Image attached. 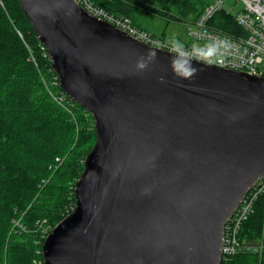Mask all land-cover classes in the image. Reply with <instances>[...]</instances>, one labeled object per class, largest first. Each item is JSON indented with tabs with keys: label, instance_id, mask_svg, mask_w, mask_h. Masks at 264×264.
I'll use <instances>...</instances> for the list:
<instances>
[{
	"label": "water",
	"instance_id": "95a60500",
	"mask_svg": "<svg viewBox=\"0 0 264 264\" xmlns=\"http://www.w3.org/2000/svg\"><path fill=\"white\" fill-rule=\"evenodd\" d=\"M18 2L95 130L43 264H220L226 223L264 177V77L194 60L178 79L168 50L75 0Z\"/></svg>",
	"mask_w": 264,
	"mask_h": 264
},
{
	"label": "trees",
	"instance_id": "16d2710c",
	"mask_svg": "<svg viewBox=\"0 0 264 264\" xmlns=\"http://www.w3.org/2000/svg\"><path fill=\"white\" fill-rule=\"evenodd\" d=\"M91 1L147 31L137 22L138 10L192 24L210 0ZM210 25L229 36L243 33L223 9ZM187 35L186 47L200 44ZM60 96L46 50L18 0H0V264L42 261L46 235L75 207L74 185L95 130L89 112L68 97L59 103ZM263 232L264 190L238 231L244 249L220 264H264Z\"/></svg>",
	"mask_w": 264,
	"mask_h": 264
},
{
	"label": "built area",
	"instance_id": "2783aa9c",
	"mask_svg": "<svg viewBox=\"0 0 264 264\" xmlns=\"http://www.w3.org/2000/svg\"><path fill=\"white\" fill-rule=\"evenodd\" d=\"M75 2L89 14L128 32L136 39L169 51V42L135 27L129 18L109 13L94 5L91 0H75ZM225 2L226 0H210L202 14L195 22L190 24L188 34L201 41L196 46H202L210 42L219 44V52L211 61L206 63L262 76L264 69V0H236V2L242 3V8L233 14L234 21L243 33L233 36H229L210 25L211 18L219 10L223 9L231 13L230 8H224ZM193 46L191 45L188 48ZM56 80L58 84L57 77ZM62 94L64 96L55 98L59 103H63L64 97H67L63 92ZM263 190L264 177L252 186L226 223L221 248L222 260L234 255L242 248L244 249V246L239 242L238 231L243 221L251 213L254 200ZM249 248L255 249V247L250 246ZM261 248L262 246L258 247L259 250ZM34 264H43V260L35 261Z\"/></svg>",
	"mask_w": 264,
	"mask_h": 264
},
{
	"label": "clouds",
	"instance_id": "9594fccd",
	"mask_svg": "<svg viewBox=\"0 0 264 264\" xmlns=\"http://www.w3.org/2000/svg\"><path fill=\"white\" fill-rule=\"evenodd\" d=\"M169 51L171 53L169 66L173 75L178 79H191L200 71L199 68L193 66V61H211L219 52V44L210 42L202 46L194 45L192 48H188L182 42L173 38L170 42ZM155 58L156 52L153 50L148 54V59L155 60ZM146 67L145 58L141 57L137 61V68L143 70Z\"/></svg>",
	"mask_w": 264,
	"mask_h": 264
},
{
	"label": "rangeland",
	"instance_id": "374dc122",
	"mask_svg": "<svg viewBox=\"0 0 264 264\" xmlns=\"http://www.w3.org/2000/svg\"><path fill=\"white\" fill-rule=\"evenodd\" d=\"M224 8H230V12L235 14L242 8V3L236 2V0H226ZM135 17L143 28L159 38L163 37L164 40L165 38L167 40H172L175 38L180 42H190V38L187 35L190 23L181 21H167L161 16L150 15L149 13L142 10H138L135 14ZM191 44L197 45L194 43ZM262 247L264 248V232L262 237Z\"/></svg>",
	"mask_w": 264,
	"mask_h": 264
},
{
	"label": "crops",
	"instance_id": "0c3cea01",
	"mask_svg": "<svg viewBox=\"0 0 264 264\" xmlns=\"http://www.w3.org/2000/svg\"><path fill=\"white\" fill-rule=\"evenodd\" d=\"M137 22H138V20H137ZM139 23V22H138ZM140 24V23H139ZM141 25V24H140ZM142 26V25H141ZM144 29V28H143ZM148 31V30H147Z\"/></svg>",
	"mask_w": 264,
	"mask_h": 264
}]
</instances>
